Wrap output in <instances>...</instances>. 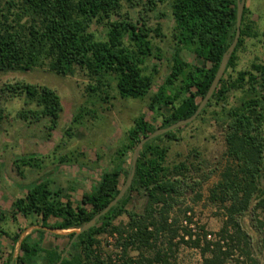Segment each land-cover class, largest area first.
Listing matches in <instances>:
<instances>
[{
	"label": "trees",
	"instance_id": "16d2710c",
	"mask_svg": "<svg viewBox=\"0 0 264 264\" xmlns=\"http://www.w3.org/2000/svg\"><path fill=\"white\" fill-rule=\"evenodd\" d=\"M157 2L169 5L173 21L168 72L159 83L157 63L147 64L162 59L160 48L152 43L151 31L157 30L121 13L124 4L132 8L141 3L153 9ZM236 17L237 0H0V72L46 67L67 75L79 69L89 80V97L107 101L114 91L122 99L147 98L151 113V119L144 114L134 117L125 140L113 153L112 167L78 200L73 199V185H56L48 174L24 187V194L12 202L11 220L17 224V215H21L28 221L27 227L35 228L22 238L15 257V244L25 228L17 226L13 233L5 230L6 215L0 211V253L2 236L11 242L6 257L0 256L1 264H56L60 260L73 232L49 230H72L89 221L119 192L137 143L155 129L195 112L234 39ZM94 25L102 28L100 35ZM257 36L245 6L237 45L212 97L197 116H209L220 127L225 143L222 160L205 170L206 159L192 150L179 161H169L170 142L180 140V128L147 141L125 195L76 237L59 264H178L182 246L198 251L200 264H262L264 63L237 69L239 49L247 38ZM183 50L191 52L196 62L186 61ZM236 90L243 95L229 105ZM13 98L23 100L16 116L27 123L45 120L46 136L50 137L62 110L57 92L43 84L2 83L0 126L9 118L4 103ZM82 115L80 110L73 116L64 135L73 136ZM77 160L73 153H28L14 156L12 162L21 173L24 167L39 171L50 164L55 169ZM212 177L206 199L220 211L221 227L209 232L195 224L193 231L189 227L194 223L191 209L183 206L189 194L200 199L203 184ZM133 192L141 203L129 208ZM121 216L126 220L116 222ZM245 216L253 234L243 225ZM48 234L66 239V243L46 247Z\"/></svg>",
	"mask_w": 264,
	"mask_h": 264
},
{
	"label": "rangeland",
	"instance_id": "374dc122",
	"mask_svg": "<svg viewBox=\"0 0 264 264\" xmlns=\"http://www.w3.org/2000/svg\"><path fill=\"white\" fill-rule=\"evenodd\" d=\"M245 6L249 10V17L254 21L258 36L247 38L239 49L238 70L250 68L253 62L264 63V0H245ZM121 13L123 16L128 13L130 20L139 24L144 23L159 33L156 35L155 31H151L152 43L160 48L162 59L147 61L149 66L157 63L159 73L156 83H159L168 72V59L173 44L171 37L173 21L169 5L166 2H157V6L150 9L141 3L132 8L124 4ZM92 28L99 35L102 33L101 27L94 25ZM182 57L190 63L196 62L195 56L186 50H183ZM14 81L47 85L57 92L62 103L58 126L51 132L50 137L46 136L45 120L27 123L16 116V112L23 105L22 99L13 98L4 103L9 118L0 126V211L6 215L2 225L10 233L17 231V226L25 228L21 234L24 236L35 226L27 227L28 221L21 215H17L18 225L12 222L11 205L16 197L24 194L26 185L36 181L41 175L48 174L56 185L64 187L73 185L76 189L72 193L73 199L78 200L83 192L89 191L98 181L103 171L112 167L113 153L125 140L134 117L144 114L151 119V113L147 109V98L122 99L114 91L110 92L113 98L110 97L107 101L89 97L86 89L89 80L79 69L67 75H58L46 67L29 71L0 72V85ZM153 89L155 90V86ZM242 95V90L232 92L228 100L229 105L236 103ZM80 110H83L81 123L74 127L73 136L64 135V130L71 125L73 116ZM157 124L159 122H155V125ZM186 125L178 127L180 130L177 135L180 140L170 142L168 160L179 161L192 150H197L207 161L205 170L207 166L211 167L220 162L225 149L220 127L215 125L209 116L203 119L196 118ZM59 144L61 146L56 149ZM28 153L41 155L73 153L77 155L78 162L62 164L55 169L49 164L39 171L24 167L19 173L12 162L13 158ZM213 180L212 177L203 184L200 199H196L194 194H189L183 206L190 207L193 222L209 232L218 231L222 224L220 211L206 199L207 189ZM140 203L141 199L133 192L128 207H139ZM175 214L179 217L182 215L178 209L175 210ZM125 220L126 217L121 216L116 222ZM243 225L253 234L248 216L244 217ZM68 231H59L55 234H65ZM46 237L44 242L46 247L54 243L60 245L66 243V239H55L49 234ZM10 245V240L2 236L1 258L6 257ZM17 253L18 244H15L14 257ZM178 257V264H200L198 251L187 247L180 248ZM261 262L264 264V256H261Z\"/></svg>",
	"mask_w": 264,
	"mask_h": 264
},
{
	"label": "water",
	"instance_id": "95a60500",
	"mask_svg": "<svg viewBox=\"0 0 264 264\" xmlns=\"http://www.w3.org/2000/svg\"><path fill=\"white\" fill-rule=\"evenodd\" d=\"M245 7V0H237V17H236V33L234 36L233 41L231 42V44L229 45L228 49L224 52L221 62L219 64V67L216 71V74L214 76V79L207 91V93L205 94V96L203 97V99L200 101L198 107L196 108L195 112L188 118L185 119H181L176 121L175 123L167 126V127H161V128H157L155 129L153 132H151L150 134L144 136L136 145V147L133 149L132 155H131V161H130V171L128 176L126 177L122 187L120 188L119 192L117 193V195L98 213H96L89 221H87L86 223L82 224L80 227L72 229V230H67L69 232H73V237L71 238V240L69 241V244L65 250V252L63 253L62 257L60 258V260L56 263L59 264L64 255L66 254L69 246L72 244V242L76 239V237L81 234L82 232L90 229L91 227H93L97 221L101 218L102 215H105L113 206H115L118 201L125 195L126 191L128 190V188L130 187L134 174H135V168H136V162L139 156V152L141 150V148L143 147V145L151 140L154 137H157L159 135L165 134L169 131H172L178 127H181L183 125H186L190 122H192L193 120H195L197 118V116L199 115V113L201 112V110L205 107V105L208 103V101L210 100V98L212 97L221 77L224 74L225 68L227 66V63L229 61V58L232 54V52L234 51L238 39L240 37V26H241V20H242V15H243V10ZM52 233H57L59 231H64V230H58V229H50L49 230ZM66 234V233H65ZM25 236V235H24ZM24 236H20L19 241L17 242L18 244V250H19V246H20V242L22 240V238ZM18 254V253H17ZM16 254V255H17ZM15 255V256H16Z\"/></svg>",
	"mask_w": 264,
	"mask_h": 264
},
{
	"label": "built area",
	"instance_id": "2783aa9c",
	"mask_svg": "<svg viewBox=\"0 0 264 264\" xmlns=\"http://www.w3.org/2000/svg\"><path fill=\"white\" fill-rule=\"evenodd\" d=\"M185 223V222H184ZM189 227H191L192 228V230L194 231L195 230V223H191L190 225H189ZM209 237V236H208ZM111 248V247H110Z\"/></svg>",
	"mask_w": 264,
	"mask_h": 264
},
{
	"label": "crops",
	"instance_id": "0c3cea01",
	"mask_svg": "<svg viewBox=\"0 0 264 264\" xmlns=\"http://www.w3.org/2000/svg\"><path fill=\"white\" fill-rule=\"evenodd\" d=\"M47 236V235H46ZM47 238V237H46ZM46 240V239H45ZM47 247H49V246H47Z\"/></svg>",
	"mask_w": 264,
	"mask_h": 264
}]
</instances>
